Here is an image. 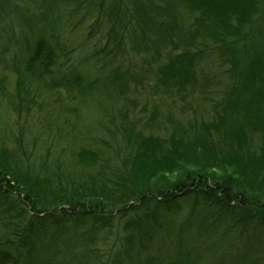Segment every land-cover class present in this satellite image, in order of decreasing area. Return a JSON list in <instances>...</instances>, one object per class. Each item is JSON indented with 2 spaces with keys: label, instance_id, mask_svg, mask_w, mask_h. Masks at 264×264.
Listing matches in <instances>:
<instances>
[{
  "label": "trees",
  "instance_id": "trees-1",
  "mask_svg": "<svg viewBox=\"0 0 264 264\" xmlns=\"http://www.w3.org/2000/svg\"><path fill=\"white\" fill-rule=\"evenodd\" d=\"M92 1L106 14L110 56L130 48L135 55H151L158 63L151 88L160 100L189 104V98L200 95L213 103L210 117L171 120L173 131L167 134L123 125L119 134L127 150L118 163L107 169L98 150L81 148L76 156L82 166L101 165L96 173L77 178L40 174L15 151L1 147L0 204L15 191L23 194L19 220L28 205L33 214L22 228L13 222L11 235L0 239V264H20L21 259L33 264L46 232L36 216L79 227L87 220L105 224L114 215L130 218L128 239L138 243L139 264H158L152 250L161 216L184 205L202 209L203 228L207 220L227 226L225 233L239 226V234H247L244 251H259L257 231H264V0ZM93 26L98 30L101 25ZM56 57L52 43L40 35L26 59V73L48 91L65 88L86 95L97 87L84 85L75 69H53ZM206 59L226 67V78L205 71ZM126 74L104 79L105 87L125 96L131 72ZM21 83L15 110L21 106ZM159 115L156 105L149 128L162 123ZM57 206L62 208L56 215ZM141 252L145 257L140 259Z\"/></svg>",
  "mask_w": 264,
  "mask_h": 264
},
{
  "label": "rangeland",
  "instance_id": "rangeland-1",
  "mask_svg": "<svg viewBox=\"0 0 264 264\" xmlns=\"http://www.w3.org/2000/svg\"><path fill=\"white\" fill-rule=\"evenodd\" d=\"M101 10L92 0H0V148L15 151L23 164L40 174L60 172L77 178L96 173L100 163L112 168L127 150L119 134L123 125L167 134V130L173 131L171 120L186 123L210 117L213 103L200 95L189 98V104L177 98L160 100L151 88L158 65L151 55H135L130 44L124 55L110 56L111 47L105 46L108 22ZM95 23L100 29L91 27ZM40 35L55 49L53 69H75L84 77V85L95 83L97 87L85 95L65 88L48 91L33 81L26 73V59ZM204 65L210 75L226 78L227 68L213 59H206ZM128 71L125 96L105 87L104 79L127 76ZM18 81L22 82V100L20 109L15 110L12 103L19 100ZM156 105L162 123L149 128L148 118ZM81 148L98 150L102 161L94 167L82 166L76 156ZM22 196L14 191L0 204V239L11 235L13 222L22 228L31 218L33 211L28 205V213L19 220ZM61 208L52 212L57 215ZM201 211L184 205L162 214L152 250L158 264H181L179 259L187 260L183 264H264V231H257L261 249L247 252L243 249L247 234L240 235L239 226L225 233L227 226L219 228L207 220L203 228ZM129 219L114 215L106 218L105 224L87 220L77 227L73 222L56 223L36 216L35 223L46 225L47 233H42L44 240L38 246L43 249L34 254L32 262L139 264L138 243L128 239L133 232L126 224ZM249 226L252 228V223ZM85 242L88 245L82 248ZM144 257L141 252L140 259Z\"/></svg>",
  "mask_w": 264,
  "mask_h": 264
}]
</instances>
